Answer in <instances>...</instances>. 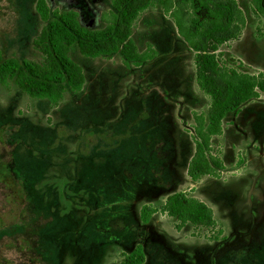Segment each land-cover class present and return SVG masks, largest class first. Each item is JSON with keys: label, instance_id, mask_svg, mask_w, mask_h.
I'll return each mask as SVG.
<instances>
[{"label": "rangeland", "instance_id": "rangeland-1", "mask_svg": "<svg viewBox=\"0 0 264 264\" xmlns=\"http://www.w3.org/2000/svg\"><path fill=\"white\" fill-rule=\"evenodd\" d=\"M36 1L0 0L3 58L42 62L34 44L44 25ZM45 1L53 13L82 0ZM111 1L86 0L80 25L103 28L100 14ZM235 1L245 25L238 39L219 47V64L264 73V13L252 0ZM184 8L193 12L189 3ZM130 37L151 59H90L72 47L84 83L57 102L29 97L12 80L0 83V264H118L136 242H146L147 229L162 236L165 249L157 256L146 248L144 264H219L228 247L235 264H262L264 250L247 261L246 248L261 242L263 227L255 223L264 201V94L222 119L221 133L210 138L222 168L192 181L193 116L206 117L210 104L196 84L195 54L156 1L138 14ZM163 120L169 125L161 130ZM175 192L210 207L214 225L177 230V220L159 211ZM142 206L157 211L136 241L131 219Z\"/></svg>", "mask_w": 264, "mask_h": 264}, {"label": "trees", "instance_id": "trees-1", "mask_svg": "<svg viewBox=\"0 0 264 264\" xmlns=\"http://www.w3.org/2000/svg\"><path fill=\"white\" fill-rule=\"evenodd\" d=\"M156 1L174 20L178 35L195 54V79L198 88L209 96L206 117L194 115L195 145L187 175L192 181L200 176H217L222 163L211 154L210 138L221 133V121L240 106L264 93V73H239L221 66L219 47L239 38L245 25L235 0H112L113 12L101 15L105 26L90 30L80 25L72 11L50 13L45 0H37L35 9L44 22L34 44L42 62L3 58L0 54V83L12 80L15 86L32 98L57 102L63 93L78 91L84 83L81 67L69 52L75 47L80 55L94 59L120 54L124 62L141 64L150 56L139 53L131 39L132 25L138 14ZM256 12L264 13V0H252ZM189 3L193 12L184 8ZM203 15H197V12ZM157 210L141 209L140 218L147 222ZM175 218V228L185 224L214 225L213 212L204 202L184 192L168 195L159 209ZM144 253L137 246L118 264H143Z\"/></svg>", "mask_w": 264, "mask_h": 264}, {"label": "flooded vegetation", "instance_id": "flooded-vegetation-1", "mask_svg": "<svg viewBox=\"0 0 264 264\" xmlns=\"http://www.w3.org/2000/svg\"><path fill=\"white\" fill-rule=\"evenodd\" d=\"M46 2V1H45ZM83 2H85V4H82ZM85 5H86V0H82L81 2H76L75 3V5L73 6V8L74 9H72V11H74L76 14H77V19H78V16H79V14H81V12H83V10H84V8H85ZM48 7V6H47ZM111 7H112V1H111ZM49 9V8H48ZM67 11H69V10H67ZM110 11H114L113 10V8L111 9V10H109V11H106V12H110ZM106 12H103V13H106ZM103 13H101L100 14V21H101V15L103 14ZM41 20V19H40ZM42 21V20H41ZM79 22V21H78ZM102 22V21H101ZM104 23V22H103ZM85 28V27H84ZM87 29V28H86ZM158 125H159V128L162 130L163 128H167L168 127V125H169V122H168V120L166 121H160L159 123H158ZM194 145H195V142H194ZM191 158H192V156H191ZM191 158H190V160H191ZM188 166H189V164H188ZM187 171H188V167H187ZM209 176V175H208ZM133 189L134 188H131V191L133 192ZM152 189H154V191L156 192V193H162L163 191H164V188H159L157 185H155V186H153L152 187ZM129 197V196H128ZM125 199H126V197H124ZM123 198V201L122 202H126V201H124L125 199ZM166 199V198H165ZM133 202V201H132ZM132 202H131V204H132ZM128 204H130V202H128L127 201V205ZM130 204V205H131ZM129 205V206H130ZM260 207L258 208L259 210L261 209V212H259V219H257L256 220V226L258 225V224H260V223H263L262 225H263V227H262V232H260V233H257V231H255V234L257 233L260 237H261V242L260 243H255V244H253L252 245V247L253 248H246L247 250H246V252H249V250H250V252L249 253H251V255L248 253V255L246 256L247 258H248V260L247 261H252V260H254V258H256L257 257V255H259V254H261V253H259L258 251L259 250H261V249H263L264 250V248H262L261 246H264V201H262L261 203H260V205H259ZM143 207H145V206H142L141 208H140V210L138 211V214L136 215V217H134L133 216V218L131 219V221L136 225V228H137V230L139 231V235H137V237H138V239L136 240V241H139L140 239H141V236H140V232L144 229V228H146V227H149V226H146L147 224H148V222H149V220H150V218H151V216L153 215H151L150 216V218H149V220L147 221V222H143L142 220H141V218H140V212H141V209L143 208ZM123 208H124V205H123ZM254 224V225H255ZM220 232H222V231H220L219 230V233ZM253 230H251V234H253ZM145 235H146V238H147V240H146V242L145 243H142L141 241H139V242H136V244H134L133 245V247H132V249L131 250H129V252L127 253V254H129V253H131L137 246H141V249H142V251H143V253H144V262H145V256H146V248H151V249H154L155 251H156V253H159V254H155V255H157V256H159L160 255V253H161V251L162 250H164L165 249V244L162 242V240H161V238H162V236H158L157 235V233H151V231L149 230V229H147L146 230V233H144ZM221 235H223L222 233H221ZM257 235V236H258ZM160 237V238H159ZM254 239V237L251 239V240H253ZM229 246H230V243L228 244ZM251 245V244H250ZM257 250V251H256ZM234 252H236V251H234V250H232V249H230V247H228L226 250H224V252H222V254H221V258H220V260L221 259H223V261H222V263H219V264H235L234 262H232V258H234L235 257V253ZM148 253V252H147ZM127 254H124L123 255V258H124V256L125 255H127ZM263 255H264V253H263ZM169 259H171L172 261L175 259L174 258V256L172 255V254H170L169 255ZM144 264V263H143ZM262 264H264V257H263V259H262Z\"/></svg>", "mask_w": 264, "mask_h": 264}, {"label": "crops", "instance_id": "crops-1", "mask_svg": "<svg viewBox=\"0 0 264 264\" xmlns=\"http://www.w3.org/2000/svg\"><path fill=\"white\" fill-rule=\"evenodd\" d=\"M263 94H264V93H263ZM243 104H244V103H243ZM260 126H261V125L256 124L255 127H254V129H255L256 131H258L259 128H260ZM262 129H263V128H261V130H262ZM258 133H259V134H258L259 136H257V137H260L261 134H260V132H258ZM256 135H257V134H256ZM254 136H255V135H254ZM255 139L258 140V141H261V140H259L260 138H259V139L255 138ZM262 139L264 140V136H262ZM261 143H262V142H261ZM262 144H263V143H262ZM238 224H239V223H237L236 225H238Z\"/></svg>", "mask_w": 264, "mask_h": 264}]
</instances>
